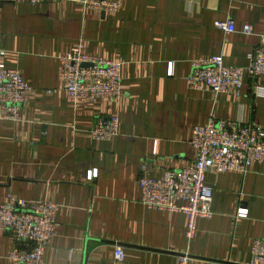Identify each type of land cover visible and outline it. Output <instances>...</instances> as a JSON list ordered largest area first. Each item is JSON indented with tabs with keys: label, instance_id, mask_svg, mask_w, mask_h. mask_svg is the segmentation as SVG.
<instances>
[{
	"label": "crops",
	"instance_id": "crops-1",
	"mask_svg": "<svg viewBox=\"0 0 264 264\" xmlns=\"http://www.w3.org/2000/svg\"><path fill=\"white\" fill-rule=\"evenodd\" d=\"M263 33L264 0H121L114 14L70 1L0 3V62L34 90L18 123H0V204L11 195L58 205L47 262L112 264L121 246L122 264H178L185 253L188 264H247L253 239H264V161L206 173L212 216L196 221L191 239L186 215L141 202L138 177L143 166L158 176L192 163L193 129L211 117L264 128V77L245 71L238 100L186 80L200 57L222 54L246 69ZM78 42L87 55L123 61L117 102L66 98L60 56ZM111 116L116 135L92 139L95 121ZM12 247L0 229V264H13Z\"/></svg>",
	"mask_w": 264,
	"mask_h": 264
},
{
	"label": "built area",
	"instance_id": "built-area-1",
	"mask_svg": "<svg viewBox=\"0 0 264 264\" xmlns=\"http://www.w3.org/2000/svg\"><path fill=\"white\" fill-rule=\"evenodd\" d=\"M70 1L83 10L116 13L121 0H0V3H47ZM216 26L226 32H236L231 21H218ZM246 24L241 34L250 33ZM5 52L0 50V59ZM246 69L226 66L222 54L200 57L191 63L186 80L195 89H209L215 94L231 93L238 100L244 85L246 71L251 78L264 77V33L259 45L249 54ZM61 78L66 98L71 104L106 98L117 102L120 97L121 68L119 57L106 58L87 55L81 42L73 44L60 56ZM171 73L169 66L168 74ZM259 86H257V89ZM32 87L16 68L0 62V123L16 124L21 120V107ZM116 116L95 121L90 137L108 140L117 133ZM191 144L196 149L195 160L180 170H168L161 175H150L145 167L138 177L141 202L152 210H165L187 216L185 235L191 239L198 219L212 216L213 187L206 181V173L235 171L245 173L254 163L264 161V128L255 123L217 120L210 118L204 125L195 126ZM89 177H91L89 172ZM58 205L52 201H26L6 195L0 204V229L10 234L14 247L9 258L13 264H51L44 259L45 248L55 234L54 215ZM113 263L122 264L124 250L115 246ZM178 264H188L187 253L179 256ZM108 264V263H99ZM247 264H264V239L252 241L251 256Z\"/></svg>",
	"mask_w": 264,
	"mask_h": 264
}]
</instances>
